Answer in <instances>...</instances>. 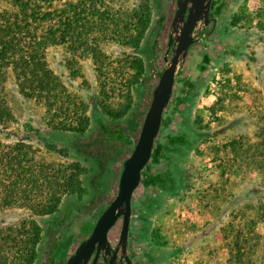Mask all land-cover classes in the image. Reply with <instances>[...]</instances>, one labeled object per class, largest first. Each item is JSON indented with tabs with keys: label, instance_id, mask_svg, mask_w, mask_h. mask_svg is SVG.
<instances>
[{
	"label": "rangeland",
	"instance_id": "rangeland-1",
	"mask_svg": "<svg viewBox=\"0 0 264 264\" xmlns=\"http://www.w3.org/2000/svg\"><path fill=\"white\" fill-rule=\"evenodd\" d=\"M174 2L47 6L61 19L44 52L48 87L21 91L7 69L0 90V264H21L32 245L27 264H47L68 218L92 222L115 193L130 143L106 137L137 135ZM212 11L215 33L190 47L176 78L188 94L165 131L183 143L169 149L173 191L131 244L149 264H264V0H214Z\"/></svg>",
	"mask_w": 264,
	"mask_h": 264
},
{
	"label": "water",
	"instance_id": "water-1",
	"mask_svg": "<svg viewBox=\"0 0 264 264\" xmlns=\"http://www.w3.org/2000/svg\"><path fill=\"white\" fill-rule=\"evenodd\" d=\"M213 4L214 0H175L162 53V66L157 72L158 79L152 87L137 140L134 141L132 137H127V134L121 132L106 137L108 141L129 142L132 147L130 155L120 165L117 194L102 211L90 236L79 243L64 264H87L92 253L94 256L91 264H133V255L126 254L130 197L141 174L147 170V161L154 152L155 136L159 126L165 122L163 114L166 112L173 84L181 73L190 47L202 41L215 29L219 14H213ZM177 100L178 98H175L173 102L176 103ZM119 217H122L123 223L119 240L115 247H112L107 232ZM99 256L102 258L100 262L97 261Z\"/></svg>",
	"mask_w": 264,
	"mask_h": 264
},
{
	"label": "flooded vegetation",
	"instance_id": "flooded-vegetation-1",
	"mask_svg": "<svg viewBox=\"0 0 264 264\" xmlns=\"http://www.w3.org/2000/svg\"><path fill=\"white\" fill-rule=\"evenodd\" d=\"M216 26L211 34L215 33ZM198 47L200 49L206 48L204 50V53H207L208 57H210V60L212 59L213 56H217L219 53V51L215 49V51H213L214 54H212V52L208 51V48L204 43ZM221 49L225 51V48L224 49L221 48ZM189 55L190 54L188 53L186 62L189 58ZM187 94H188V89L183 87L182 80L176 79L172 87L171 97L166 106V112L163 114V118L168 123L166 124L165 127L163 125L159 126L158 132L153 142V150L155 145L157 144L160 145V149L157 151V155H155L154 152L152 153L151 157L149 158L146 164L147 170L146 172H143L141 174V178L138 184L136 185V187L133 189L132 195L130 197L131 211L129 217V234L126 240V254L127 253L135 254L136 252H138L136 250L137 247L135 246L132 247L131 244H133L134 239L138 236V232L140 228L139 225L141 223L143 224V222L147 219L148 216L147 211L155 210L154 206L160 205L161 202L163 201V197L169 195L170 191L171 192L173 191L172 189L174 185L169 181V173H172V169H173L172 168L173 166L171 164H168L171 153L169 149L171 148L173 151H175L176 149H179L180 145H182L183 143L179 142V139L170 138L171 136L168 135V132L165 131L168 130L169 132H171L173 130L170 129V125L172 124L173 121V116H174L173 114L174 112L178 111L181 97ZM175 98H178L176 103L173 102ZM139 131H140V127L137 135L134 137V141L137 140ZM166 148H167L166 153L169 154V156L165 155ZM131 151H132L131 145H127V155L124 157V159L130 155ZM163 156L165 157L163 158ZM119 172H120V167H119ZM119 172H118V178H119ZM118 178H117L115 193L106 202H100V201L98 202L97 216L92 222L87 221V219L85 218L80 220V222L78 223V220L74 219V216L72 215L62 225L61 229L58 231L56 235V238L53 240L51 244L48 254L47 264H64V262L74 253L79 243L83 239L90 236L102 211L108 206V204L114 199V197L117 194ZM122 223H123V219L122 217H119L115 221V223L108 229L107 238L109 239L112 247H115V243H117L119 240ZM93 256L94 253H92V255L90 256V259L88 260L87 264H91ZM101 259H102L101 256H99L97 261L100 262ZM131 261L133 264L138 261H142L143 264H149L148 256H145L144 254L136 255L134 257L132 256Z\"/></svg>",
	"mask_w": 264,
	"mask_h": 264
},
{
	"label": "trees",
	"instance_id": "trees-1",
	"mask_svg": "<svg viewBox=\"0 0 264 264\" xmlns=\"http://www.w3.org/2000/svg\"><path fill=\"white\" fill-rule=\"evenodd\" d=\"M4 1L11 9H0V90L7 69L13 71L17 87L21 91L34 82L39 89L47 88L49 81L44 58L45 48L54 37H61V19L58 18L54 25L52 12L47 9L54 0ZM73 20L75 23L78 18L74 17ZM5 109L0 96V115H8ZM36 237L38 239L37 234ZM11 238L13 239L12 236ZM29 251H33L34 257L32 245L28 251L18 254L14 263L27 264Z\"/></svg>",
	"mask_w": 264,
	"mask_h": 264
}]
</instances>
